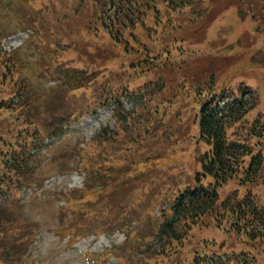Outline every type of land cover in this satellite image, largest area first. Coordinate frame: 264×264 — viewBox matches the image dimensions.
Returning <instances> with one entry per match:
<instances>
[{
    "label": "rangeland",
    "instance_id": "374dc122",
    "mask_svg": "<svg viewBox=\"0 0 264 264\" xmlns=\"http://www.w3.org/2000/svg\"><path fill=\"white\" fill-rule=\"evenodd\" d=\"M96 2L0 0V104L13 108L0 109V126L22 110L13 99L19 89L37 121L86 115L100 85L130 94L126 124L101 111L68 125L61 135L47 131L20 203L25 247L8 264H193L198 254L201 260L225 255L229 264H264V238L249 241L211 215L191 229L182 246L171 245V250L177 247L176 257L162 260L156 257L159 248L153 251L159 246L153 236L138 245L123 234L101 233L72 244L62 231L81 217L80 208L91 217L94 207L96 214L109 207L126 216L150 201L169 202L174 190H168V181H193L207 149L194 142L199 92L249 86L258 105L247 119L263 114L264 120V0H193L178 10L155 0L154 9L139 14L141 23L122 30L126 47L103 28L113 20L105 3ZM106 125L114 142L101 146L106 142L96 143L94 137ZM90 173L107 174L106 192L99 197L102 191L93 190L79 204L70 202L75 211L64 196L82 189ZM254 186L264 206V186ZM237 187L230 181L220 191L221 200ZM244 192L238 189L237 196Z\"/></svg>",
    "mask_w": 264,
    "mask_h": 264
},
{
    "label": "trees",
    "instance_id": "16d2710c",
    "mask_svg": "<svg viewBox=\"0 0 264 264\" xmlns=\"http://www.w3.org/2000/svg\"><path fill=\"white\" fill-rule=\"evenodd\" d=\"M165 1L172 10L193 4V0ZM101 2L110 10L108 19L110 17L113 20L110 25L102 24L103 28L112 35L116 44H123L126 47L122 30L133 29L141 23L142 18L139 14L144 9H154L152 4L155 0H97L96 3ZM8 74L7 72L4 76ZM83 77L84 75L80 76L81 79ZM80 87L82 86H76L75 89ZM23 91L17 90L13 97L14 102L23 111L18 112L14 119L6 121L3 127L0 126V264L17 260L21 254L18 249L23 250L25 247L21 241L24 242L22 222L26 219L20 203L26 184L32 180L38 168L39 153L45 145V134L49 130L56 136L61 135L71 122L85 116L79 114L67 118L57 114L52 115L49 121L47 119L37 121V113L31 104L29 105ZM96 92L95 103L87 106L85 114L95 116L104 109L110 111L115 119L122 121V124H126L128 118L126 103L130 100V94L126 89L100 85ZM22 100L25 101L24 108L21 107ZM257 100L256 92L243 86L238 91L221 89L199 92L200 109L196 112L198 136L194 142L207 147L200 154V171L192 182L175 184L172 180L168 181V190H174V196L169 202L162 203L163 198L150 201L145 207H136L126 216L121 211L112 213L108 207V211L101 214L102 221L109 224L108 229L115 228L126 233L128 240L136 239L139 241L138 245L143 244L147 236H153L155 244H159L153 251L159 248L155 253L159 254L156 257H161V260L171 254L176 257L177 247L171 250V245L182 246L191 229L209 215L220 223L222 219L229 222L227 223L230 225L229 232L241 234L249 241L263 239L264 206L252 191L254 185L264 186L263 114H258L252 121L247 119V116L257 108ZM0 105V109L13 110L11 103L7 105L2 102ZM109 128L103 127L94 137V141L106 142L101 146L114 142V132ZM102 168L105 167L102 165ZM105 171L107 172L106 168ZM105 177L106 173L101 178L93 176L92 173L87 174L82 189H71L67 197L64 196L68 205L76 211L77 207L70 202L79 204L89 192H94L93 190L102 191L103 195L106 192L102 184ZM233 180L237 181L239 190L240 188L245 190L243 196L239 198L236 189L221 200L220 191ZM157 202L163 204V207L160 216L154 222L152 214ZM77 212L81 217L75 218L70 226L62 230L68 232L66 235H69L72 243L84 235L94 233L98 228L91 216L84 215L83 208ZM202 256L196 255L193 264L231 262L224 257L225 255H212L201 260Z\"/></svg>",
    "mask_w": 264,
    "mask_h": 264
}]
</instances>
